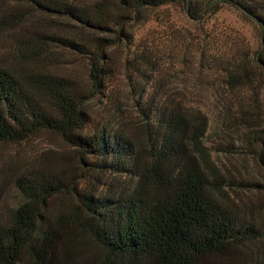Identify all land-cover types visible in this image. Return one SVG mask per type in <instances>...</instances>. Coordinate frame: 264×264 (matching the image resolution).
<instances>
[{
	"label": "trees",
	"instance_id": "16d2710c",
	"mask_svg": "<svg viewBox=\"0 0 264 264\" xmlns=\"http://www.w3.org/2000/svg\"><path fill=\"white\" fill-rule=\"evenodd\" d=\"M173 2L0 0V29L22 31L11 53L0 57V144L55 132L77 152L80 171L34 160L16 172L21 201L12 208L0 201V264H264V206L240 205L228 193L248 183L235 182L212 158L204 111L160 93V85L137 70L126 84L145 140L108 125L90 130L87 90L54 70L62 57L84 58L91 92L107 96L110 50L123 39L131 42L130 24L146 11ZM183 2L193 18L234 7L264 34V0ZM32 15L45 19L21 26ZM47 20L78 32H49ZM253 61L264 71V39ZM243 66L240 61L235 68ZM233 71L225 86L250 87L249 97L216 123L241 130L240 148L264 171L256 82L248 70ZM234 144L216 151L232 155L240 149ZM252 185L264 191V183ZM62 193L74 197L73 209L56 208L53 199Z\"/></svg>",
	"mask_w": 264,
	"mask_h": 264
},
{
	"label": "rangeland",
	"instance_id": "374dc122",
	"mask_svg": "<svg viewBox=\"0 0 264 264\" xmlns=\"http://www.w3.org/2000/svg\"><path fill=\"white\" fill-rule=\"evenodd\" d=\"M37 17L45 19L32 15L21 26L35 21ZM47 21L43 23L49 32L66 36L78 32L60 20ZM19 27L7 31L0 29V57L11 53L15 38L22 32ZM130 31L131 42L128 40L127 43L123 39L110 50L111 75L108 80L109 91L105 94L107 96L91 92L89 70L84 58L65 56L56 63L55 71L69 76L81 89L87 90L84 94L89 100L84 107L90 116V130L108 125L109 128H121L145 140L146 135L140 125L141 117L126 84L128 75L143 70L151 78L153 86L160 85V93L170 92L183 98L191 107L205 112L211 123L205 145L210 149L212 158L234 177L235 182L251 184L237 185L229 189L228 193L240 205H259L263 208L264 191L252 184L263 185L264 171L256 165L247 150L240 148L242 131L222 129L216 123L221 121L229 107L237 106L249 97L250 87L244 85L236 91L225 86L230 69L235 70L233 72L236 74L250 71L256 82L257 101H262L260 105L256 101L254 107L264 113V71L253 61L263 48L264 34L259 25L228 5L193 18L188 14L183 0H175L146 11L130 24ZM140 58H147L148 64L139 61ZM240 61L244 65L242 69L235 68ZM231 143H235L239 151L232 155L216 151L220 145L225 147ZM34 160L42 163L47 161L80 174L77 152L55 132L42 130L25 142L0 144V201L3 206L12 208L21 201L14 184L15 174ZM83 175L87 177L88 173L84 172ZM53 201L56 208L66 211L75 205V199L70 194L62 193ZM89 245L96 250L91 240Z\"/></svg>",
	"mask_w": 264,
	"mask_h": 264
}]
</instances>
